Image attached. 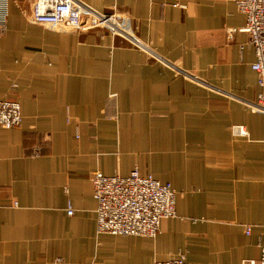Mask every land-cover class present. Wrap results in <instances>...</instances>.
Instances as JSON below:
<instances>
[{
    "label": "crops",
    "instance_id": "1",
    "mask_svg": "<svg viewBox=\"0 0 264 264\" xmlns=\"http://www.w3.org/2000/svg\"><path fill=\"white\" fill-rule=\"evenodd\" d=\"M33 1L0 0V99L22 116L0 126V264H254L264 115L237 0H73L116 33L33 24ZM134 169L170 184L176 215L97 234L92 174Z\"/></svg>",
    "mask_w": 264,
    "mask_h": 264
},
{
    "label": "built area",
    "instance_id": "2",
    "mask_svg": "<svg viewBox=\"0 0 264 264\" xmlns=\"http://www.w3.org/2000/svg\"><path fill=\"white\" fill-rule=\"evenodd\" d=\"M236 4L238 11L245 17V24L240 30L247 33L248 45L254 55L250 67L256 74L258 92L251 103V110L264 115V0H237ZM28 19L33 24L51 28L90 30L109 26L112 31H126L124 24L116 21L112 15L94 13L88 8L75 5L73 0H34ZM4 24L5 15L0 8V35ZM21 119L18 102L0 99L2 128L18 126ZM234 130L238 134L243 133L240 127ZM91 182L96 202L97 234L154 237L161 220L176 215L174 190L169 183H161L151 174L141 175L134 169L127 176H107L95 171ZM72 213L73 210L68 207L67 214ZM245 233H249V226L245 227ZM257 247L259 255L254 264H264V209ZM151 264L190 263L184 254H178L170 260H155Z\"/></svg>",
    "mask_w": 264,
    "mask_h": 264
},
{
    "label": "rangeland",
    "instance_id": "3",
    "mask_svg": "<svg viewBox=\"0 0 264 264\" xmlns=\"http://www.w3.org/2000/svg\"><path fill=\"white\" fill-rule=\"evenodd\" d=\"M114 25H115V23H114ZM103 28H107L109 31H111V32H113V33H116V32H118L117 30L116 31H112L113 29L111 28V27H103Z\"/></svg>",
    "mask_w": 264,
    "mask_h": 264
}]
</instances>
